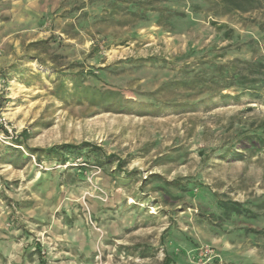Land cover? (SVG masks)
I'll use <instances>...</instances> for the list:
<instances>
[{
  "label": "rangeland",
  "instance_id": "obj_1",
  "mask_svg": "<svg viewBox=\"0 0 264 264\" xmlns=\"http://www.w3.org/2000/svg\"><path fill=\"white\" fill-rule=\"evenodd\" d=\"M260 1L249 11L228 10L222 0L172 1L195 19L172 27L120 7L112 15L107 1L0 0V114L7 123H0V264H163L166 257L170 264H264L248 239L233 240L196 218L201 185L237 201L264 195V150L216 157L237 143L241 127L264 119V87L259 97L231 87L224 93L239 98L215 97L194 110L141 108L200 98L184 86L162 87L188 79L177 72L211 58V48L220 54L232 44L219 25L245 43L214 61L264 57ZM75 73L134 106L109 110L81 98ZM17 138L42 148L91 142L137 172L123 181L110 174L115 164L99 168L82 154L66 164L39 161ZM150 174L161 183L193 180L197 196L168 204L155 183L143 184Z\"/></svg>",
  "mask_w": 264,
  "mask_h": 264
},
{
  "label": "trees",
  "instance_id": "obj_2",
  "mask_svg": "<svg viewBox=\"0 0 264 264\" xmlns=\"http://www.w3.org/2000/svg\"><path fill=\"white\" fill-rule=\"evenodd\" d=\"M95 1H97L98 7H102L100 3L102 1L109 2L112 6L111 11L114 12L112 15L120 7L125 9L134 18L138 17L143 22L151 20L153 14L155 22L159 23V25H170L172 27H175V22L182 23L181 25L183 26L185 22L192 24L195 20L190 17L189 13L173 8L171 2L178 0H127L126 5L123 7L116 0ZM154 2L160 3V5H154ZM222 2L223 6L228 10L236 7L238 10L249 11L258 7L261 1L222 0ZM219 30L223 32V40L231 39L232 44L222 47V53L220 54H214L213 48H211L208 51L211 58L207 59V54H205L206 56L203 55L202 58H206L201 59V61L199 59V62L194 66L195 68L184 67L177 72L187 74L188 79H169L162 87V89H171L184 86L190 94L194 93V96L198 95L200 98H194V100L186 102H179L178 100L166 101L164 105L160 103L143 104L141 108L159 109L166 106L176 110H194L198 105L208 103L215 97H219L222 101L230 97L239 98V95L232 96L224 93V90L231 87H237L242 90V93L249 92L254 97H259L258 92L264 87V57L256 60L236 57L227 61H214L225 57L232 46L235 45L237 49H240L243 43H245V41H242L243 38H239V35L234 36V29L226 25H219ZM191 50L193 54L196 52L195 49ZM192 53L189 52L188 55L190 56ZM74 75L76 76L72 79L74 93L81 98H88L92 104H102L105 108H109V110L112 108H132L134 106V101L132 99H125L118 90H101L84 85L81 73H75ZM64 85L65 83L61 82L57 88L60 89ZM237 136L239 139L236 144H226L216 150L218 151L216 155L218 160L241 156L244 151H248L250 154L263 151L264 119L253 128L241 127L238 130ZM15 144L25 146L30 154L37 156L39 161L49 159L66 164L68 158L71 156L82 154L86 162H92V164L99 168L115 164L110 174L123 181H126L132 174L137 172V170L128 171L126 169L127 161L121 159L116 154H107L101 146L87 141L80 144L61 143L48 148H42L29 147L24 138H17ZM205 157H209V154ZM142 182L144 185L152 182L155 183L158 190L163 192V197L167 200L165 202H168V204L176 198H182L184 195H189L190 197L197 196L194 191L198 183L190 179L186 182L180 179H173L161 183L159 175L150 174L145 179H142ZM200 189L201 191L197 196L200 201V209L196 218H199L198 220L202 222L208 221L212 229L217 230L215 229L216 227L221 229L222 234L233 236V240L237 238L241 243H246L248 239L251 245L256 246L260 252L264 253V195L250 197L245 201H237L226 194L219 195L202 185ZM174 190L175 193H172ZM169 198H173V201H169ZM172 262L174 261L166 257L163 264H170Z\"/></svg>",
  "mask_w": 264,
  "mask_h": 264
},
{
  "label": "built area",
  "instance_id": "obj_3",
  "mask_svg": "<svg viewBox=\"0 0 264 264\" xmlns=\"http://www.w3.org/2000/svg\"><path fill=\"white\" fill-rule=\"evenodd\" d=\"M0 123L7 124L5 118L1 114H0Z\"/></svg>",
  "mask_w": 264,
  "mask_h": 264
}]
</instances>
